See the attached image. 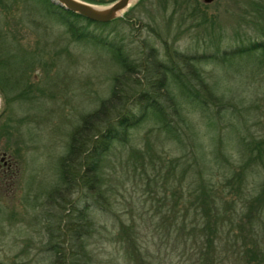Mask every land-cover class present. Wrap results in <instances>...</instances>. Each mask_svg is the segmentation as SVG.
Masks as SVG:
<instances>
[{"label":"rangeland","instance_id":"1","mask_svg":"<svg viewBox=\"0 0 264 264\" xmlns=\"http://www.w3.org/2000/svg\"><path fill=\"white\" fill-rule=\"evenodd\" d=\"M196 1L200 23L180 22L183 0H131L111 23L79 21L129 62L142 63L151 49L161 60L177 51L202 82L194 83L201 103L180 99L178 138L147 113L125 142H112L100 194H89L84 184L62 190L60 160L119 66L105 48L76 41L43 0H0V54L7 89L16 91L7 144L18 170L12 186L0 187V264H53L80 212L91 223L90 264H138L126 252L135 237L146 264H264V0ZM34 50L39 62L24 64ZM25 85L34 86L26 96ZM208 192L216 229L207 248L200 198ZM243 236L257 259L241 252Z\"/></svg>","mask_w":264,"mask_h":264},{"label":"trees","instance_id":"2","mask_svg":"<svg viewBox=\"0 0 264 264\" xmlns=\"http://www.w3.org/2000/svg\"><path fill=\"white\" fill-rule=\"evenodd\" d=\"M43 1L48 9L47 12L52 18L56 20L59 19L65 25L69 26L76 41L93 43L105 48L120 69V72L112 77V88L109 95L101 99L95 109L85 114L81 119V123L72 131L67 152L60 160L63 191L70 192L80 184H84L89 194H100L102 182L99 172L101 170V161L103 157L108 150H110L113 141L120 138L125 142L129 129L137 126L140 119L144 118L147 113L150 112L156 116L160 124L165 127L174 138H178L177 123H183L182 100L180 99H184L185 102L191 106L199 102L201 103L202 101L201 90L197 89L198 85L196 86L194 84L196 81L199 82V86L202 84L200 72L194 70L193 67L189 65L188 58L177 51L171 54L165 52V60H161L159 54L151 49L142 63L136 64L134 61L129 62L127 60V54H124L118 45L106 39L100 40L99 37L95 36V33L83 30L79 22L80 20H84L88 23L105 25L120 17L109 22H96L80 14L64 9L54 4L51 0ZM85 1L96 3L107 2L104 0ZM183 2V6L185 7H183L180 22L185 23V21L190 20L191 22L200 23L205 20L202 19L201 16L196 17L197 9L194 3L197 4L199 3L198 1L183 0ZM175 13H177V11L174 9L171 13V17H173ZM28 54L29 55L26 56L29 59L24 64L27 63L28 65H32L36 61L39 62V60H36L38 58V53L36 54L35 50ZM189 59H196V57ZM182 65L190 75H187V72L183 71ZM192 65L195 66V64ZM23 66L19 69H22ZM187 67L191 69L188 70ZM0 69L7 70L6 61H4V58L2 59V56H0ZM139 74H143V82L142 79L138 78ZM33 88L34 86L27 89L25 85L24 95L26 96L29 91L32 92ZM135 91L138 92L136 100L131 106H127L129 99L134 95ZM134 107L141 113L139 117L135 115V110H133ZM210 191H212V188L209 189V192ZM209 192L200 198V209L203 212L201 217H206L203 230H209L210 232H205L206 234L203 233L205 237L203 244L204 247L207 248L212 246L210 234H213V230L216 229L214 226H212V229L210 223L213 224L214 221H208L206 215L208 212L215 209V204L212 202L214 198L211 197L212 195L209 194ZM58 193L59 191L56 194L57 198H61L65 201L64 197H58ZM83 219L84 214L82 212L76 215V222L74 226L69 229L71 232V244L68 246V249L63 248L65 251L62 252L59 250L56 253L53 264L91 263V254L86 248L87 238L90 235L91 223L89 220H85L83 223ZM126 241L128 242L126 252L129 259L132 258L136 260L138 264H146L142 262L145 255L142 254L140 249L141 245L137 244V237H135V239H127ZM244 246L245 239L243 236L241 251L243 255L244 253L250 255L256 252L254 248H247L245 250L243 249ZM205 253L206 252H203V254ZM253 257L257 259L258 254L255 253ZM214 261L216 263L219 260ZM210 262L213 263V260Z\"/></svg>","mask_w":264,"mask_h":264},{"label":"flooded vegetation","instance_id":"3","mask_svg":"<svg viewBox=\"0 0 264 264\" xmlns=\"http://www.w3.org/2000/svg\"><path fill=\"white\" fill-rule=\"evenodd\" d=\"M8 75L9 73H7L5 69H0V187L12 186L18 171L15 160L16 157L13 152L8 149L7 144L8 128L15 123L14 115H16L10 107L14 98L11 93L16 91H13L14 89L8 91L6 85L11 82V77ZM16 82H18V79H16ZM17 95L18 94H15L16 98Z\"/></svg>","mask_w":264,"mask_h":264},{"label":"water","instance_id":"4","mask_svg":"<svg viewBox=\"0 0 264 264\" xmlns=\"http://www.w3.org/2000/svg\"><path fill=\"white\" fill-rule=\"evenodd\" d=\"M64 9L80 14L81 16L96 22H109L122 16V13L130 5L131 0H112L107 4L92 3L85 0H51ZM209 2L210 0H206ZM104 5V6H101ZM95 7H107L100 11ZM120 11V12H119ZM119 13V14H116Z\"/></svg>","mask_w":264,"mask_h":264},{"label":"bare ground","instance_id":"5","mask_svg":"<svg viewBox=\"0 0 264 264\" xmlns=\"http://www.w3.org/2000/svg\"><path fill=\"white\" fill-rule=\"evenodd\" d=\"M96 9L100 10V11H105L107 10V7H95ZM120 12V11H119ZM119 14V13H116Z\"/></svg>","mask_w":264,"mask_h":264}]
</instances>
